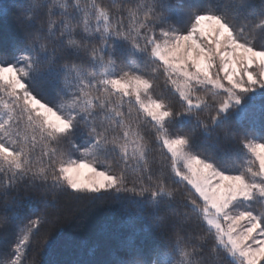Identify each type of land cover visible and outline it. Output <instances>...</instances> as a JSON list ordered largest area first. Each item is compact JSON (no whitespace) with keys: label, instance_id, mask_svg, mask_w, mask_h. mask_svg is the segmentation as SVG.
Segmentation results:
<instances>
[{"label":"snow or ice","instance_id":"snow-or-ice-1","mask_svg":"<svg viewBox=\"0 0 264 264\" xmlns=\"http://www.w3.org/2000/svg\"><path fill=\"white\" fill-rule=\"evenodd\" d=\"M13 7L0 264H48L66 194H113L161 230L122 264H264V0Z\"/></svg>","mask_w":264,"mask_h":264},{"label":"trees","instance_id":"trees-1","mask_svg":"<svg viewBox=\"0 0 264 264\" xmlns=\"http://www.w3.org/2000/svg\"><path fill=\"white\" fill-rule=\"evenodd\" d=\"M205 4L207 0H192ZM259 4L260 0H255ZM17 0H0V51L8 48L18 31ZM60 222L50 224L55 247L48 264H78L94 259L99 264H122L139 248L145 253L163 243L161 230L145 220L129 221L123 200L113 194L89 200L72 194L60 197ZM0 243V252L6 249ZM35 253L30 254L29 259Z\"/></svg>","mask_w":264,"mask_h":264}]
</instances>
